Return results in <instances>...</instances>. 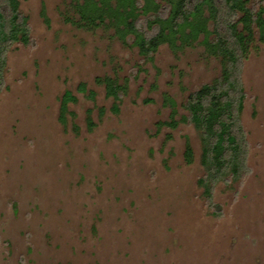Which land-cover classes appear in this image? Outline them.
Segmentation results:
<instances>
[{
	"label": "rangeland",
	"instance_id": "374dc122",
	"mask_svg": "<svg viewBox=\"0 0 264 264\" xmlns=\"http://www.w3.org/2000/svg\"><path fill=\"white\" fill-rule=\"evenodd\" d=\"M156 1L165 15L166 1ZM75 2L19 0L29 39L6 51L0 89V264H264V38L257 26L240 68L246 170L217 181L209 200L198 183V131L186 120L164 121L167 97L173 117L187 113L188 93L220 74V56L207 50L202 32L143 55L133 35L122 39L105 21L78 24ZM152 16L136 18L146 35L157 29L147 23ZM105 74L124 85L117 111L96 80ZM65 89L76 99L62 122Z\"/></svg>",
	"mask_w": 264,
	"mask_h": 264
},
{
	"label": "trees",
	"instance_id": "16d2710c",
	"mask_svg": "<svg viewBox=\"0 0 264 264\" xmlns=\"http://www.w3.org/2000/svg\"><path fill=\"white\" fill-rule=\"evenodd\" d=\"M165 1L166 14L161 15L158 11L160 3L156 0H152L153 3L144 0L141 6L138 0L132 3L129 0H76L73 5L76 19L73 20L89 27L105 21L114 26L120 38L133 35V43L143 55H149L163 41L178 46L177 40L183 43L203 33L202 42L207 50L220 56V74L188 93L183 102L187 113L178 119L173 117L175 102L168 96L171 115L164 122L175 125L180 119L186 120L198 131L200 162L204 167V174L198 178V183L210 200L217 181L236 179L246 170L247 142L239 118L244 99L240 68L248 52L253 25L264 38V0H257V6L253 3L248 5L251 0ZM149 11L153 12V16L147 23H156L157 29L153 34L146 35L138 28L136 18L139 12ZM209 20L212 29L208 28ZM209 33H213L212 38H209ZM28 39L27 16L21 13L19 0H0V89L6 51L13 42H27ZM96 80L103 83L106 94L114 98L112 109L117 111L124 85L108 74L97 76ZM77 88L85 90V83L80 82ZM88 94L93 96V90L89 89ZM75 99L70 89L63 91L60 98L62 122L65 121V112L74 115L67 109V102ZM86 120L88 127H92L94 121L88 115ZM72 126L77 130L78 126L73 121ZM184 156L187 161L192 158L188 143Z\"/></svg>",
	"mask_w": 264,
	"mask_h": 264
}]
</instances>
